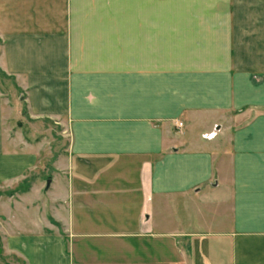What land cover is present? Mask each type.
<instances>
[{
  "label": "crops",
  "instance_id": "crops-1",
  "mask_svg": "<svg viewBox=\"0 0 264 264\" xmlns=\"http://www.w3.org/2000/svg\"><path fill=\"white\" fill-rule=\"evenodd\" d=\"M0 72V183L24 112L68 138L0 222L25 264H264V0H0Z\"/></svg>",
  "mask_w": 264,
  "mask_h": 264
},
{
  "label": "rangeland",
  "instance_id": "rangeland-1",
  "mask_svg": "<svg viewBox=\"0 0 264 264\" xmlns=\"http://www.w3.org/2000/svg\"><path fill=\"white\" fill-rule=\"evenodd\" d=\"M6 78L7 77L0 72V79L5 81L7 80ZM9 84L10 82L8 85ZM18 127L23 130L25 137L31 142L30 144H37L36 148L31 147L27 152L31 156L35 155L38 160L36 165L26 172L27 176L21 183H0V222H2V219L8 220L12 213L11 210L17 207L21 202L18 195L29 190L32 182L37 179V177L49 180L55 176V162L57 159L60 160L65 148L68 146V138L64 135L61 128L62 126L58 125L54 121L30 118L27 113L24 112V117L18 123ZM38 146L40 147V152ZM45 186L49 187L50 183H47ZM61 234L65 235V233ZM5 246L6 243L2 237V233L0 232V264H25L19 256L11 253V250L5 249ZM70 249L71 248H69V250ZM82 250H89L88 258L93 261L97 260V256L93 249L85 248ZM117 251L122 252L123 255L129 254L128 247L118 248ZM78 258V260L81 261L82 257ZM90 264L98 263L92 262Z\"/></svg>",
  "mask_w": 264,
  "mask_h": 264
},
{
  "label": "built area",
  "instance_id": "built-area-1",
  "mask_svg": "<svg viewBox=\"0 0 264 264\" xmlns=\"http://www.w3.org/2000/svg\"><path fill=\"white\" fill-rule=\"evenodd\" d=\"M182 125H183L182 123H179V125H178V126H180V127H181Z\"/></svg>",
  "mask_w": 264,
  "mask_h": 264
}]
</instances>
